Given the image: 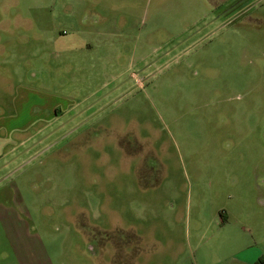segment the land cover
Wrapping results in <instances>:
<instances>
[{
	"label": "rangeland",
	"instance_id": "1",
	"mask_svg": "<svg viewBox=\"0 0 264 264\" xmlns=\"http://www.w3.org/2000/svg\"><path fill=\"white\" fill-rule=\"evenodd\" d=\"M264 0H0V264H257Z\"/></svg>",
	"mask_w": 264,
	"mask_h": 264
},
{
	"label": "trees",
	"instance_id": "2",
	"mask_svg": "<svg viewBox=\"0 0 264 264\" xmlns=\"http://www.w3.org/2000/svg\"><path fill=\"white\" fill-rule=\"evenodd\" d=\"M257 264H264V256L259 258Z\"/></svg>",
	"mask_w": 264,
	"mask_h": 264
}]
</instances>
